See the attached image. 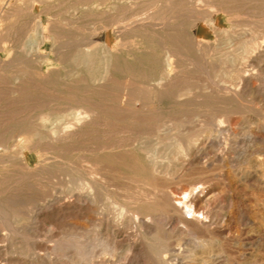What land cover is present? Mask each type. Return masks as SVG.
I'll list each match as a JSON object with an SVG mask.
<instances>
[{
    "label": "bare ground",
    "instance_id": "1",
    "mask_svg": "<svg viewBox=\"0 0 264 264\" xmlns=\"http://www.w3.org/2000/svg\"><path fill=\"white\" fill-rule=\"evenodd\" d=\"M56 1L60 2L61 0H15L16 3H31L30 8L34 3H53ZM144 1L142 3H146ZM168 1L171 2L168 3ZM136 2L134 0H115L113 3H125V6H128V3ZM160 5L162 8L164 7L163 13L158 10ZM114 6L116 10H120V4ZM133 6L130 7L133 9ZM149 7L154 10L151 12L153 14L149 18V23L146 22L149 26V29L146 30L149 37L140 41L139 44L149 43L152 48L159 49L160 54L156 56L152 54L153 58L150 65L145 64L144 56L136 55L135 64L127 58L121 57L120 48H117L118 43L115 45H109L107 41L102 42L103 44L99 43L101 45L99 50L97 49L99 44L89 46L83 42L76 46L82 63L98 65L101 70L93 73L89 80L80 71H74L70 75L71 82L66 86L57 83L55 77H61V75L57 71L50 72V69L55 67L52 66L55 59L53 55L59 58L60 63H64L69 55L67 50L72 49L75 44L72 42L73 40H64L65 36L62 35V43L57 46V41L55 42L54 38V26L45 24L39 15L36 16L38 18L37 24L41 30L37 31L38 33H35L34 36L27 34L31 36L27 47L34 52L36 56L34 59L50 66L45 73L39 74L40 87L45 90L50 98L41 106L51 104L64 97L57 94L61 85L68 88L74 99L75 96L79 95L83 85L86 84L89 88L88 91H85L97 96L98 99H90L88 96L80 104L78 103L79 100H71L78 105H70L66 110H57L55 116L40 114L37 123L28 121L24 116V119L21 120L22 123L19 124V133L15 135L17 147L15 146L14 154L7 152L6 139H0V164L7 161L11 162L10 165H3V168L0 169V257H3L1 259L4 261H0V264H7L16 254V251H13V246L21 240V225L23 223H26L28 231L36 235L41 216L43 217L48 213L53 214L67 205L72 206L74 212L71 213L69 226L62 231L58 230L63 235L61 237L63 245L60 243L50 249L46 248L43 254L46 261L52 262L56 258L69 254V259H67L69 264H88L94 261L95 257L97 259L94 264H235L227 252L225 247L227 244L224 245L217 236H213L214 232H211L213 226L220 225L221 222L224 224L223 218L226 215L221 211L219 216H214L212 211H207V208H204L205 211L199 210L198 204L200 200L206 197L207 190H209L207 188L211 186L206 187L204 185L208 180L200 183L199 179L198 184L194 182V185L190 184L191 186L186 190L185 188L180 190L182 187L173 190L171 181L167 179L173 168L181 167L185 170V175L186 172L189 173L192 172V169H196L197 165L204 167L210 164L211 167L212 162H218L221 166H229L236 176L244 177L250 167H259L264 163L262 159L264 148H260L261 142L253 131L254 126L256 129H264V108L258 110L257 115L252 113L255 116H250L253 109L251 110L242 96L243 91L250 87V82L254 79L264 82V0H177V3L173 0H153ZM244 7H248L249 11L242 12L241 9ZM51 8L54 7L51 6ZM254 9L258 12L254 13ZM251 10L253 11L250 12ZM15 13L18 14V12ZM90 15L92 14L90 13ZM124 15L122 13L116 15L113 24L123 23ZM182 16H186L193 23L200 22L201 28L206 29L216 37L219 44L214 46L213 43L198 38L193 31L188 30L183 25V22L179 21ZM242 17L248 18L253 27L248 30L247 27L245 29L239 27L238 19ZM2 21L0 19V55L2 52L10 54L13 50V47L6 45L8 42H5L4 36L9 28L5 27ZM135 22L137 21L135 20ZM260 28L263 29L262 32L259 31ZM112 29H114V33L120 35L129 30L126 24L120 25V28L113 27ZM257 30L263 33L262 37L253 35L257 33ZM130 43L132 44V41ZM212 46L217 48L215 50H220L225 74L230 76L231 85H226L224 81L226 78L224 80L213 79V71L210 66L213 67L214 65L206 56L212 51ZM43 50H46V53H43ZM138 50L145 51L140 47ZM98 54L100 57H96L94 60L93 58ZM12 61H9L8 58L0 59L2 64H8ZM139 66L142 69L137 70L136 68ZM194 79L196 81L201 79L205 82L202 87L203 91L196 90V86L192 82ZM251 90L254 95V89ZM11 93L22 97L24 94L23 85L14 86L11 88ZM0 106L1 108L4 107L1 103ZM14 108L16 107L14 106ZM23 111L25 110L20 109V112ZM233 113L244 115L245 126L242 127L244 130L239 134L230 131L229 126ZM17 114L13 111L10 113L0 112V126L3 125L4 127V124L9 121L8 118L11 117L12 119ZM94 124L101 125L103 136L99 134L102 136V141L86 149L90 152L88 162L86 161L88 165H85L87 163L84 161V165L76 162L70 164L69 162L66 166L64 160L62 163L54 159L58 156L67 157L71 146L74 145L72 141L83 137L88 132V126ZM18 136L20 137L18 138ZM42 141H47L48 145L42 150H52L56 152V155L52 156L53 159L47 157L32 165L30 163L32 162V155ZM211 153L213 155H210ZM53 165L57 169L62 168L69 175L67 188H59L56 185L50 188V182L44 181L45 178L42 174L47 166L53 168ZM11 166L15 168L12 170ZM203 170L205 171V169ZM198 173L193 176L199 178ZM207 173L209 172L207 171ZM192 179L197 181L194 180L195 178ZM47 180L50 181L51 179ZM182 181L185 180L182 179ZM29 182L35 187L42 189L49 187L50 190L48 189L46 194L40 195V199L34 204H28L29 218L24 219L20 217L21 213L17 210L19 207L11 206L15 201L10 196V191L19 190ZM186 185L188 186V183ZM113 186L124 189L127 193H124L125 195L120 194L112 189ZM122 197L124 199L121 200ZM88 222H91L89 227H87ZM172 223H181L182 227L170 233L168 226ZM44 224L52 235L56 229L54 225L52 223ZM125 228L133 229L131 239L128 241L124 240L122 236ZM42 239L39 238V240ZM185 239L188 241L184 244L182 241ZM176 245L179 247L177 248ZM119 249L122 253L121 258L118 255L122 259L121 262L117 260ZM22 250L23 248L20 251ZM175 250H177V254L173 253ZM173 256L175 261L170 262V257ZM244 258L242 262L240 260L241 264H253L251 256Z\"/></svg>",
    "mask_w": 264,
    "mask_h": 264
},
{
    "label": "rangeland",
    "instance_id": "2",
    "mask_svg": "<svg viewBox=\"0 0 264 264\" xmlns=\"http://www.w3.org/2000/svg\"><path fill=\"white\" fill-rule=\"evenodd\" d=\"M2 1L0 0V3H1V6H0V8H1L0 9V11H1L0 12V19L3 20L2 23L4 24V26L9 28L7 34L4 36V38H6L5 42L6 43L8 42L7 44L6 43L5 44L7 46H9V47H13V50L10 52V54L6 53V52H2L1 55H0V59H7L8 58L9 61L10 60L11 61L13 60V61L8 63V64L0 63V75H1L0 76V81H1L0 82V103H1L2 106H4L2 108L0 106V112L3 113L5 111L6 113H8V112L10 113V112L13 111L15 113H18L14 118H12V119H11V117L8 118L9 121L7 122V124H4V127H3V125L0 126V139L1 138L6 139V143L5 144H6L7 148H8L7 152H9V154H14L15 146L17 147V141L15 139V135H17V133H19L18 132L19 131L18 129L20 128L19 124L22 123L21 120L24 119L23 118L24 116H26L28 121H31L33 123L34 122L37 123V122H39L38 116L40 114L55 116L57 110H66V109L69 108L70 105H74V106L78 105L76 103H73L71 100H76V101L79 100L78 103L80 104V102L83 101V99L87 98L88 96H89L90 99L91 98L92 99H98L97 96L86 92V91H88V88H89L86 84L83 85V87L81 88V90L79 92V95L75 96L74 99H73V95L69 92L68 88L64 87V86H66V84H69L71 82L72 78H71L70 75L74 71H80L89 80L93 73L98 72V71L101 70V68L98 65H95V64L85 65L84 63H82L83 62L82 58L79 57L80 55L78 54V50L76 48L77 44H82L84 42L83 44H87L89 46L90 45H95L96 46L99 43L103 44L102 42H105V41H107V43L109 45H115V43L116 44L118 43L117 48L118 49L120 48V56L127 58L128 60L133 62V64H135L134 59H135L136 55L144 56V59L146 61L145 64L150 65L153 56L154 55L156 56L157 54H160L159 49L152 48L149 45V43H146L144 45L139 44L140 41H142L143 39L146 40L149 37V34H147L148 31H146V30L149 29V26L147 24L150 21L149 18L151 17V14H153L151 12H154V10H152L153 8L149 7V6H151V3H153V0L152 1L148 0L149 2L147 0H145L144 2H146V3H142L143 0H134L135 2L136 1L137 2L133 3V4L132 3H128V6H125V3H123V4L122 3H113V2H115V0H89L88 2H87V0H82V1L81 0H79V1H77V0H64V1L61 0L60 2L56 1V2H53V3H36V4L34 3V4H32V8H34V9L29 7V6H31V3H16L15 0H2ZM12 1H13V3H12ZM84 1H86V2H84ZM170 2L171 1H168V3H170ZM173 2L177 3V0H173ZM137 3H139V4H137ZM115 4L116 5L117 4L121 5V6H119L120 10L117 9L118 10L117 11L116 8H114ZM134 4H136V5H134ZM122 5H123V7H122ZM133 5L135 6V8H134ZM21 6L24 9L23 8H19ZM51 6H53L54 8H51ZM68 6H70V7H68ZM130 6H133V9L135 11ZM7 8L8 9L10 8L11 10H8ZM146 8H149V9H146ZM163 8L160 5V8H158V10L160 12H162V11L164 12ZM16 9L17 10L19 9L20 12H19V10L17 11ZM21 9L24 10V11L22 12ZM82 9H85V10H82ZM136 9L137 10L139 9V12H137ZM3 10L6 11V12H4ZM140 11H142L141 14H140ZM241 11L242 12H248L249 8L248 7H244L243 9H241ZM252 11L253 10H251L250 12H252ZM15 12H18V14L15 13ZM256 12H258V11L257 10L255 11V9H254V13H256ZM90 13L92 15H90ZM113 13H115V14H113ZM121 13L125 14L123 16V19H125L123 21V23L121 22V23L113 24V21L117 17L116 15H120ZM98 14H100L101 17ZM135 14L136 15L140 14V15L136 16ZM37 15L40 16V19L45 24H50V25L54 26V28H55L54 29V38H55V42L57 41L56 42L57 46H59L62 43V40H63L62 35L65 36L64 40H73L72 42H74V44H75V46L72 49L70 48V49L67 50L69 55H68L67 60H65L64 63H60V61L58 60L59 58L57 56L53 55L55 59H54V62H53L52 66L53 67L55 66V67H54V69L51 68L50 72L57 71L59 73V75H61V77H59V76L55 77L56 80H57V83L64 84V86H62V85L59 86L57 94L60 97H62V96H64V97H62L63 99L61 98L60 100L54 101L51 104H47L45 106H41V104L45 103L50 98L47 95V93L45 92V90L41 89V87H40L41 79H40V75L39 74L45 73V71H47L48 67H50V66H48L45 63H39L37 61V59H34V57H36L34 55V52L32 50H30L29 47H27V43H28L29 38L31 36L36 35L38 33L37 31L41 30V27L37 24V19H38V18H36ZM86 15H90V16H86ZM147 15H148V17H147ZM5 17H6V19H5ZM139 17H142V18H139ZM140 19L142 20V22H140L141 21ZM135 20L137 22H135ZM48 21H49V23H48ZM143 21H145V22H143ZM179 21L183 22V25L188 30L193 31L198 38L204 39V40H206L209 43H213L214 46L219 44V42H218L216 37L211 35L209 33V31H207L206 29L203 30L201 28L200 22L193 23V22L189 21V19L186 16L180 17ZM243 21H245V22H243ZM139 22H140L141 26H140V24L138 25ZM146 22H147V24H146ZM238 22H239L238 26L241 27L242 29H245L247 27L246 29L248 30V29L253 27L252 26L253 24L250 22V20L248 18L242 17V18L238 19ZM128 23H132V24H136V25H132V26H134V28H131L132 27L131 24L129 25ZM244 23H246V24H244ZM125 24L128 26L129 30L121 33V35L119 33H118L119 34L118 35V34L113 32V30H114V29H112L113 27L114 28H120V25H125ZM136 26H137L138 29L135 28ZM224 26H227V25L224 24ZM238 26H237V28H239ZM241 28H239V29H241ZM142 30H144L145 32H143ZM258 30L256 31L257 33L255 32L256 34H253V35L256 36V37H258L260 35L262 37L263 33H261V32H262L263 29L260 28L259 31H261V32H259ZM17 31H18V33H16ZM136 32H138V33L140 32V33L136 34ZM258 32H259V34H258ZM27 34H29L31 36H29ZM248 34L251 35V33H248ZM16 39H18V40H16ZM130 40L132 41V44L130 43L131 42ZM260 40H262V39H260ZM92 41H94V42L92 43ZM100 44L97 45V46H99V47H97V49H99V50L101 49V45ZM214 46H212V48H213L212 51L210 53H208L209 55L206 54L207 59L211 62L212 65H214L213 67L210 66V68H212L211 70L213 71V79L217 78L218 80H221V79L224 80L226 78L224 80L226 85L227 84L231 85L230 76L225 74V66L223 64V58H222V55L220 53V50H215L217 48H214ZM85 47H88V46H85ZM138 47H140L142 49H145V51L138 50ZM43 53H46V50H43ZM152 54H153V56H152ZM214 54H216V55H214ZM96 57H100V54L95 56L93 59L95 60ZM76 59H77V61H76ZM83 64H84V66H83ZM215 64H216V66H215ZM61 65H63V66H61ZM136 69L139 70V69H142V67L139 66ZM220 72H222V73H220ZM218 73H220V74H218ZM17 74H19V75H17ZM217 74H218V76H217ZM34 78H36V79H34ZM227 78H229V79H227ZM192 82H194V84L196 86V90L203 91L202 87L205 85V82L203 80L197 79V81H196V79H194V81H192ZM16 83L22 84L23 87H24V94L22 95V97L20 95L18 96L17 94L15 95V94L11 93V88H13L14 86L18 85ZM261 86H264V82L254 79L253 81L250 82V87L243 91V95L242 96L244 98L243 97L242 98L246 101L247 104H249V107L251 108V110L253 109L252 112L250 113V116L257 115L258 110H261V109L264 108V98H263L264 97V94H263L264 93V87H261ZM33 89H34V91H32ZM251 89H254V95H253V92H251L252 91ZM260 89H261V91H260ZM257 94H259V95H257ZM4 96H6V97H4ZM11 96H12V98H10ZM64 98H67V99H64ZM70 98H72V99H70ZM216 98H218V97H216ZM4 99H5V101H4ZM250 100H252V101H250ZM259 100L262 101V102H260ZM11 102H13V103H11ZM3 103L8 104V105H5ZM30 105H31V107H30ZM10 106L12 107V110H11ZM14 106L16 108H14ZM154 106H155V104H154ZM5 107H6V109H5ZM20 109H24L25 111L20 112ZM54 109H55V111H54ZM252 113H254L255 115L252 114ZM240 114L241 113H233V114H231V120H230V126L229 127H230V131L232 133L236 132V134L237 133L239 134V133H241L244 130V128H242V127L245 126L244 120H243L244 119V115L241 114L242 115L241 116ZM3 120H4V118H3ZM253 128H254L253 131L255 132V135L259 138V141L261 142V145L259 144L260 148L261 147L264 148V129H256L255 126ZM231 129H233V130H231ZM239 129H240V131H239ZM94 132H97V133H94ZM99 134L103 136L101 125H99V124L89 125L88 126V132L83 137H81L80 139H76V140L72 141L74 145L72 144L73 146H71L70 151L67 153L68 154V155H66L67 157L58 156L57 158H54V159L59 160L62 163H64V161H65L64 164H66V166H68L69 162H70V164L71 163L73 164V163L76 162V163H79L81 165L82 164L84 165L85 162L88 160V155L90 153L86 149L88 147H90V146H95V145L99 144L102 141V136H100ZM262 134H263V136H262ZM19 137L20 136H18V138ZM45 147H48L47 141H42L38 145V147L36 148V151L32 155L33 156L32 157V162H30L32 165H34L37 162L42 161L43 159H45L47 157L53 159V157L56 155V152H54L52 150H48V151L46 149H45V151L42 150ZM75 147L78 150H75L76 149ZM43 152H45V153H43ZM77 155H79V156H77ZM210 155H213V153H211ZM262 159L264 161L263 155H262ZM70 160H72L73 162L70 161ZM82 161H83V163H82ZM217 163L218 162H212L211 163V167H210V164L206 165L204 167H203V165H197L196 169H192V172H189V173L186 172L189 175L186 174V173L184 175L185 170L181 169V167H179V168L176 167L175 169L177 171L173 168L171 170L172 172H170V174L168 175V179L167 180L171 181L170 182L171 183V188L173 190L174 189L175 190L176 189H180L181 187L182 188L180 190H182L184 188L186 190V189H188L191 186L190 184L194 185V182H195V184H198L200 181H201L200 183H203V182H205V180H208L204 185L206 187L208 185H211V186H210V188L209 187L207 188L209 190H207L206 197L204 199H202L203 201L200 200L201 203L199 202V204H198L199 210L205 211V209L207 208V211H209V210L212 211L214 216H219L220 213H222L221 211H223V213L226 215V217L224 216V218H223L224 224L221 222L220 225L213 226L215 229L212 228L211 232H214L213 233L214 235L213 234L212 235L213 236H217L224 243V245L227 244V245H225V247L227 249V252H228L230 258L234 260L235 264H241L242 260L245 259L244 258L245 256H246V258L251 256L253 264H255V263L256 264H259V263L260 264H264V182H262V181H264V171H262V170H264V166H263L264 163L261 166H259V167H257V166L250 167L249 168L250 170L248 171L249 174L247 173L248 176L246 174L244 177L236 176L234 171L229 166H221V165H219V163L218 164ZM10 164H11L10 161H7V162H5L3 164H0V169L3 168L2 167L3 165H10ZM85 165H88V163L85 164ZM198 166H200V167H198ZM219 166H221V167H219ZM54 167H55L54 165H53V168H52V166H47L46 167L45 172L42 174V176L45 178L44 181H46V183L50 182L49 183L50 184V186H49L50 188H51V186H54V185L59 186V188L60 187L61 188H67L66 184H67V180L69 179V175H67V173L62 168L57 169V167H55V168ZM218 167H219V169H218ZM10 168L13 170L15 167L11 166ZM228 168H229L230 171L228 170ZM54 169H56V170L54 171ZM200 169H201L202 173H201V171H199ZM203 169H205V171ZM216 169H218V170H216ZM220 169H221V171H220ZM225 169L228 170L229 172L226 171ZM222 170H223V172H222ZM207 171L209 173H207ZM215 171H217V172L214 173ZM48 173H50V174H48ZM180 173H181V175H180ZM190 173H192V174H190ZM195 173H196V175L198 173L199 178H197V176H193V175H195ZM173 174H174V176H173ZM261 174H262V176H261ZM209 175H211V176L209 177ZM190 176H192V177H190ZM49 178L51 179L50 181L47 180ZM181 178L183 180H185L184 181L185 184H184V182L182 181ZM192 178H195L194 180H197V181H193ZM257 178H260V179H257ZM55 179L58 180V181H56ZM199 179H200V181H199ZM247 180H249V181H247ZM250 180L254 181V182H251ZM174 181H176V183H174ZM177 181H179V182L177 183ZM187 183H188V186L186 185ZM250 183H251V185H250ZM260 183L262 185H259ZM257 185H259V186H257ZM31 186H33V185H31L30 182H29V183H27L25 185V187H23V188H21L19 190L10 191L11 192L10 196L15 201V203L12 204L11 206L19 207V208H17V207H15V208H17V210L20 211V213H21L20 217L21 218L23 217L24 219L25 218L26 219L29 218L28 217V213H27V211H28L27 207H29V205H31V204H34L38 199H40V197L43 194H46L50 190L49 187H45L44 188L45 190H44L41 187H35V186L31 187ZM112 189H115L120 194L123 193V195H125L127 193L124 189H120L117 186H113ZM40 191H41V193H40ZM210 197H212V198L210 199ZM225 197H227L228 199H226ZM16 199H17V202H16ZM122 199H124V197H122L121 200ZM230 201H231V203H229ZM23 202H25L26 204L23 203ZM20 207H21L22 210L20 209ZM218 210H220V211H218ZM73 212L74 211H73L72 206H68L67 205V206H63L61 209H59L57 212H54L53 214L52 213H48L47 215H44L43 217L41 216L40 224H39V227H38L39 230L37 229L36 235H34L33 232L28 231L26 229V223L25 224L23 223L21 225V227H22L21 240L19 239L20 242H17L13 246V251H16V254L13 255L12 260L11 261L9 260L7 262V264H11V263L12 264H30V263H32V264H42V263L43 264H50V263L54 264L55 263L56 264L58 261H59L58 262L59 264H69V263H67V262H69V260H67V259H69V254H65V256L59 257L60 259L56 258V259H54V261L52 260L53 263L49 262V261H46V259L43 257V254L45 253L46 248L50 249L51 247H55L57 244H60V243H61V245H63L62 244L63 241L61 240V237L63 235H61L60 232L65 227L69 226V222L71 221L69 219H71L70 216H72ZM59 216H61V217H59ZM66 218H67V220H66ZM44 223H52L54 225V227L56 229L52 232V235L49 233L48 228L46 227V225ZM56 224H57V226H55ZM85 224L87 225V223H85ZM171 225H172V227H171ZM176 225H178V226L176 227ZM89 226H91V222H88L87 227H89ZM221 226H222V228H221ZM181 227H182L181 223L180 224L179 223H176V224L172 223V224H170L168 226V232L171 231L170 233H172L176 229H178V228L180 229ZM58 230H61V231H58ZM130 230L128 228L127 229L125 228V230H123V235L122 236H123V239L126 240V241L130 240L131 236L133 234V229H130ZM246 230H247V232H246ZM253 230H254V232H253ZM28 236H30L31 238L28 237ZM33 236H35V237H33ZM39 238H41V239L43 238L45 240H43V239L39 240ZM206 238H207V236H206ZM235 240H237V241H235ZM58 241H60V242H58ZM187 241H188V239H185V240L182 241V243L185 244V243H187ZM249 242H250V244H249ZM17 244L20 245V246H18ZM30 245H32V246H30ZM176 246H175V248H176ZM39 247H41V248H39ZM178 247H179V245L177 246V248ZM22 248H23V250L20 251ZM38 249H40V250H38ZM173 253L177 254V250H175ZM121 254H122L121 253V249H119L118 252H117V260L119 262L122 261V259H120L121 256H122ZM253 254H254V256H253ZM118 255H119L120 258L118 257ZM167 256H169V255H167ZM242 256H243V258H242ZM1 258H3V257H0V261L4 262ZM13 259H14V261H13ZM62 259H64L65 261H63ZM96 259L97 258L95 257L93 259L94 261H92V262H90L88 264L96 263ZM235 260L236 261L238 260V261L236 262ZM240 260H241V262H240ZM253 260L254 261L256 260L255 263H254ZM44 261H45V263H44ZM61 261H63V262L61 263ZM174 261H175V257L174 256L170 257V262H174Z\"/></svg>",
    "mask_w": 264,
    "mask_h": 264
}]
</instances>
